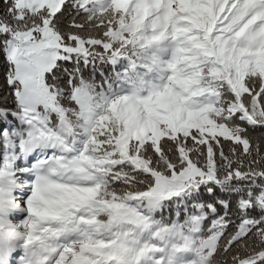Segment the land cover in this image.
<instances>
[{"label":"snow or ice","instance_id":"1","mask_svg":"<svg viewBox=\"0 0 264 264\" xmlns=\"http://www.w3.org/2000/svg\"><path fill=\"white\" fill-rule=\"evenodd\" d=\"M0 264H264V0H0Z\"/></svg>","mask_w":264,"mask_h":264}]
</instances>
